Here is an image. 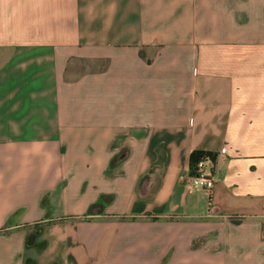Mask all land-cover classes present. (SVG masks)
Instances as JSON below:
<instances>
[{
    "label": "crops",
    "instance_id": "0c3cea01",
    "mask_svg": "<svg viewBox=\"0 0 264 264\" xmlns=\"http://www.w3.org/2000/svg\"><path fill=\"white\" fill-rule=\"evenodd\" d=\"M0 264H264V0H0Z\"/></svg>",
    "mask_w": 264,
    "mask_h": 264
},
{
    "label": "built area",
    "instance_id": "2783aa9c",
    "mask_svg": "<svg viewBox=\"0 0 264 264\" xmlns=\"http://www.w3.org/2000/svg\"><path fill=\"white\" fill-rule=\"evenodd\" d=\"M208 159L198 161L195 168L190 171V175L187 179L188 185L191 187H199L210 191L213 187V179L209 178L206 172V163ZM212 210V209H211Z\"/></svg>",
    "mask_w": 264,
    "mask_h": 264
},
{
    "label": "trees",
    "instance_id": "16d2710c",
    "mask_svg": "<svg viewBox=\"0 0 264 264\" xmlns=\"http://www.w3.org/2000/svg\"><path fill=\"white\" fill-rule=\"evenodd\" d=\"M203 159H210L214 161L215 153H212L210 151H205L202 149L193 150L190 154V171H192L195 168L198 161Z\"/></svg>",
    "mask_w": 264,
    "mask_h": 264
}]
</instances>
